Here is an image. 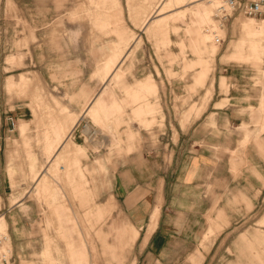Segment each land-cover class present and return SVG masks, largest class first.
<instances>
[{"label": "rangeland", "instance_id": "374dc122", "mask_svg": "<svg viewBox=\"0 0 264 264\" xmlns=\"http://www.w3.org/2000/svg\"><path fill=\"white\" fill-rule=\"evenodd\" d=\"M110 10L127 33L117 48V33L99 26L105 11L100 0H0V126L8 129H0V216L7 221L0 235L10 237V264H73L68 248L75 236L86 245L88 264H107L102 238L113 243L109 228L121 214L130 221L124 199H116L112 188L123 166L134 167L145 183L165 177L168 201L200 212L201 227L189 248L194 254L181 264H264L261 19L236 13L221 21L207 0H115ZM153 22H164V32L155 33ZM190 40L202 42L204 52ZM115 50L124 61L120 78L108 81V93L122 109L86 114L115 69L106 68ZM199 58L207 67L195 84L202 65L187 64ZM20 73L33 85L6 89V78ZM147 76L155 89L133 100L125 86ZM143 104H154V112L136 115ZM229 109L237 111L231 121L221 113ZM23 119L29 121L24 131ZM59 130L60 142L85 155L58 153ZM201 151L227 171L205 184L197 205L199 193L185 191L180 179ZM97 159L104 160V171L86 170ZM157 193L155 204L162 202ZM110 196L116 202L111 214L92 215ZM137 256L134 243L123 264Z\"/></svg>", "mask_w": 264, "mask_h": 264}, {"label": "crops", "instance_id": "0c3cea01", "mask_svg": "<svg viewBox=\"0 0 264 264\" xmlns=\"http://www.w3.org/2000/svg\"><path fill=\"white\" fill-rule=\"evenodd\" d=\"M100 4L101 6L105 7V11L103 12L104 17L99 22V26L103 29L111 28L117 33L120 43L113 45V47L117 48V46L119 47L122 44V41L127 39V33L120 26V21L118 19H114L113 15L111 14L110 8L113 6V4H115V0H100ZM202 15H204V13H202L199 9L198 19L203 26V20H205V18L202 17ZM156 23L157 22L152 23L155 33L164 32V30L160 29V26L164 24V22L161 24ZM149 24L151 23L149 22ZM149 24H147L146 27H148ZM210 24L211 23L208 24L209 27L211 26ZM195 28L196 25L194 24L193 31H195ZM207 37L209 38V36ZM190 42L192 47L199 46L201 49L202 42L197 41V44H194L193 40H190ZM201 50V52H204L203 49ZM197 54L198 57H203L204 53L199 52ZM118 58L119 54L117 50H115L113 55L108 57L106 62L107 70L111 72L112 69H115L109 75V79L103 83L104 85L101 92L93 98L86 108V114L93 113L94 115L99 116L104 113L106 116H108L113 112L119 113L121 111L123 106L122 103L108 93V81L114 76L117 79L120 78L118 71L121 69L124 60L119 61ZM195 64L202 65L201 71L193 77L194 83L198 84L203 80L207 65L203 62V60H201V58H199L195 63H188L187 65L193 66ZM26 85L32 86L33 82L25 73H20L18 79L11 75L5 80V87L8 90L18 86L23 87ZM155 87L156 85L154 79L151 76H147L145 78L137 79L133 84L126 85L125 89L127 93H134V95L131 97L133 100L138 101L140 98H143L139 93L150 92L154 90ZM154 108V104L152 106L150 104H143L138 109H136L135 113L138 116L148 115L154 112ZM3 112L6 113L7 111L4 110ZM235 112H237L235 109L221 111V113L227 115V119L229 121L233 119V113ZM9 117L13 116L6 117V120H9ZM20 122H23V125L20 123L21 130L22 126L27 129L29 121L23 119ZM6 128V123L0 126L1 132L3 134L8 131ZM22 131H24V129ZM56 136V142L59 143L62 136L60 130L56 132ZM1 139L2 135L0 136V148ZM58 147V153L61 151L62 153L68 155H71L72 153H75L78 156L79 154L85 155L84 152H79L83 151V149L78 148L76 145L69 142L66 144L60 142ZM72 148L76 149L77 152L73 151ZM188 162L186 165H184L183 175L185 176H182L183 178L181 177L180 184L182 185L185 183V186L183 187L185 191H187V189H195L199 193L197 202L195 204L200 205L201 200L203 199V190L206 189L205 184L207 182L213 183V179L217 178L218 175L220 176V173L223 170L226 172L227 169L223 165H220L219 161L217 162L213 155L203 151L196 153V155L191 158V161ZM86 170L104 171V160L97 159L93 167H87ZM81 176L83 178V172ZM112 188L114 190V196L116 199H124L126 203V213L129 216L130 221L121 214L113 221L109 228V234L114 238L113 243H109L105 237L102 238V246L104 248L103 254L107 255V264H123L126 261V255L129 254L130 250L134 246V243L137 248L138 256L136 262L133 261L131 264H181V262H186L187 259H189V256L194 254V252L190 251L189 248H191L190 245L196 238L201 227H199L201 219L200 212H194L193 210L184 208L186 206H184L182 202H179V204L173 206V203L168 201L169 195L166 193L167 180L165 177L156 178L154 180L150 179L145 183L142 182L140 177L137 176V171L134 169V167L123 166L117 171ZM158 188H160L159 190L161 192L162 202L155 204L158 197ZM78 189L83 194L84 189L82 186H80ZM147 190L148 193H145L144 191ZM84 196L86 195L83 194V197ZM113 199L114 198L110 196L105 203L97 204L93 211L91 210V214L95 215L98 219L103 218V216L107 213L111 214L113 208L116 206V202ZM185 205H187L186 201ZM65 221L69 223L70 220L65 219ZM136 225H141L139 227L141 228L142 232H140V228H138ZM5 226L6 228L4 230L7 229V221L4 215H1L0 228H4ZM74 240L75 242L73 248H68L70 257L71 255L74 256V258H71L73 264H88L89 253L85 243L83 242V245L81 244L79 241V236H75ZM46 254L47 247L43 253L44 258L46 257ZM21 264L27 263L22 262Z\"/></svg>", "mask_w": 264, "mask_h": 264}, {"label": "built area", "instance_id": "2783aa9c", "mask_svg": "<svg viewBox=\"0 0 264 264\" xmlns=\"http://www.w3.org/2000/svg\"><path fill=\"white\" fill-rule=\"evenodd\" d=\"M217 12L222 19H228L234 13H243L256 18H264V0H219ZM217 42H221V38L217 37ZM1 61V57H0ZM13 123V117H9ZM4 246L3 240L0 239V249ZM9 251V250H8ZM10 252V251H9ZM12 253H3L0 251V264H9L12 259Z\"/></svg>", "mask_w": 264, "mask_h": 264}, {"label": "bare ground", "instance_id": "6f19581e", "mask_svg": "<svg viewBox=\"0 0 264 264\" xmlns=\"http://www.w3.org/2000/svg\"><path fill=\"white\" fill-rule=\"evenodd\" d=\"M195 1H198V0H195ZM207 1H209V3L213 6V13H212V15H214V17L216 16L217 18H219L221 21H226V20H228L230 17H232V15H234V14H236V13H234V14H232L228 19H226V20H224V19H222L221 17H219L218 16V12H217V8H218V5L220 4V2H219V0H207ZM202 8H204V9H206L205 7H202ZM205 13H204V15L207 13V9L204 11ZM239 14H242L243 16L245 15V14H243V13H239ZM246 16H248V15H246ZM245 17V16H244ZM246 18H250V19H253V20H256V21H258L257 20V18L256 17H252V16H249V17H246ZM259 19H261L260 21H258V22H260V23H262V24H264V18H259ZM219 25V30H221V26H220V24H218ZM261 28H259V32L257 33L258 34V36L259 37H262L263 36V30H264V28H263V26H260ZM253 32V31H252ZM208 34H210V32H208L207 31V34L206 35H208ZM250 34V33H249ZM257 46V45H256ZM256 46H254L253 47V50L255 51V50H257V48H256ZM7 230V229H6ZM0 239L1 240H3V243H4V246L3 247H1V249H0V251H2L3 253H10L11 251L8 249V247L10 246H6L5 244L10 240V237H9V235H8V233H6V232H4V234H2V235H0ZM6 242V243H5ZM10 242V241H9ZM11 247V246H10ZM10 252H9V251ZM9 264H10V262H9Z\"/></svg>", "mask_w": 264, "mask_h": 264}]
</instances>
